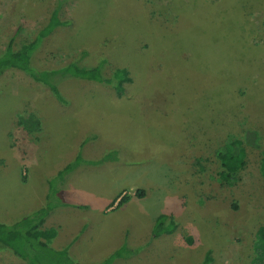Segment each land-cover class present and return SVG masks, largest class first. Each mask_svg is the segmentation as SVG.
<instances>
[{"label": "rangeland", "instance_id": "obj_1", "mask_svg": "<svg viewBox=\"0 0 264 264\" xmlns=\"http://www.w3.org/2000/svg\"><path fill=\"white\" fill-rule=\"evenodd\" d=\"M58 4L0 0V54L33 42ZM59 17L68 24L35 45L36 69L81 57L132 81L118 94L62 79L60 100L19 69L0 75V223L49 204L45 225L58 222L80 264L122 244L138 251L112 264H203L206 252L209 264H264V0H62ZM229 135L246 156L226 182L217 149ZM160 213L177 227L153 237ZM0 264L27 263L0 246Z\"/></svg>", "mask_w": 264, "mask_h": 264}, {"label": "trees", "instance_id": "obj_2", "mask_svg": "<svg viewBox=\"0 0 264 264\" xmlns=\"http://www.w3.org/2000/svg\"><path fill=\"white\" fill-rule=\"evenodd\" d=\"M59 4L51 12L48 21L39 30L36 39L22 45L19 49H13L11 42H9L0 54V75L7 69H19L34 80L46 85L54 94L55 97L62 100V95L59 90L58 82L62 79L75 78L80 80L92 81L103 86H109L115 90L116 93L121 94L124 90V84L131 82L132 78L126 68H115L108 76L103 72V63L101 61L96 64H83L81 57H77L73 61L50 70H38L32 63V51L35 45L44 37L49 35L54 28L60 25H67L68 21L61 20L59 17V9L62 0H58ZM86 52H82L85 55ZM20 123L27 130H38L40 120L33 113H24L20 117ZM81 155H76L78 160ZM245 148L242 140L236 138L234 135H229L224 144L217 149V158L219 159L222 171L220 178L229 182L244 166L245 164ZM114 155L107 153L100 158L103 160L114 159ZM82 160V159H81ZM84 161V160H83ZM97 160H90L89 163H94ZM75 163V162H72ZM72 168V164L66 165L63 170L56 173L62 176L66 171ZM260 171L264 177V149L262 150ZM50 185L48 184L49 196ZM142 196V192H137ZM129 196L123 195L116 198L112 205L116 202V207L121 206L129 200ZM111 205V206H112ZM53 209L52 206L46 204L34 212L21 217L12 224L0 223V246L7 248L12 254L21 258L27 264H80L75 262L68 254L66 248L53 249L48 244L55 236L53 228H45L44 222ZM177 227L173 218L165 213H160L155 218L152 227V236L159 237L162 234H171ZM258 243L264 246V225H260L256 232ZM137 248H128L122 244L118 249L114 250L108 257L97 264H112L115 260L128 257L137 253ZM211 257L209 252H206L203 264H209Z\"/></svg>", "mask_w": 264, "mask_h": 264}, {"label": "crops", "instance_id": "obj_3", "mask_svg": "<svg viewBox=\"0 0 264 264\" xmlns=\"http://www.w3.org/2000/svg\"><path fill=\"white\" fill-rule=\"evenodd\" d=\"M47 190H48V186H47ZM47 221H45L44 222V225H45V223H46ZM58 223V222H57ZM57 223H55L54 224V226L53 225H49V226H46L47 228H49V227H51V228H53L54 230H55V236H54V238L49 242V246L51 247V248H53V249H63V248H66L67 250H68V248H69V246H71V244L70 245H68V246H65V245H62V244H64V243H62L63 241L62 240H59V238H58V234H59V231H58V224ZM69 242V241H68ZM58 245H62V246H59L58 247ZM63 246H65V247H63ZM14 255V254H13ZM15 256V255H14ZM21 259V258H20ZM22 260V259H21ZM23 261V260H22Z\"/></svg>", "mask_w": 264, "mask_h": 264}]
</instances>
